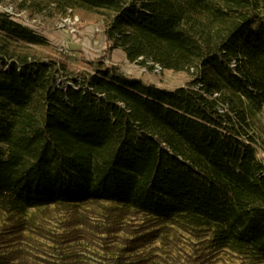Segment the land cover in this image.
Listing matches in <instances>:
<instances>
[{
  "label": "trees",
  "instance_id": "obj_1",
  "mask_svg": "<svg viewBox=\"0 0 264 264\" xmlns=\"http://www.w3.org/2000/svg\"><path fill=\"white\" fill-rule=\"evenodd\" d=\"M34 1L18 7L93 17L107 49L193 78L131 77L0 11V264H93L78 245L90 233L51 231L50 208L67 226L94 209L102 232H130L96 264H171L144 248L178 232L197 240L191 264L220 251L264 263V0Z\"/></svg>",
  "mask_w": 264,
  "mask_h": 264
},
{
  "label": "rangeland",
  "instance_id": "obj_2",
  "mask_svg": "<svg viewBox=\"0 0 264 264\" xmlns=\"http://www.w3.org/2000/svg\"><path fill=\"white\" fill-rule=\"evenodd\" d=\"M40 0H35L32 8H36ZM20 0H6L0 2V11H9L13 18L22 24L29 26L38 33L47 37L53 44L66 50L71 55L83 54L89 59L103 58L108 64L118 65L120 70L127 75L135 78L144 79L147 82L157 84L165 88H176L187 84L193 78V70L174 71L169 69H158L156 64L148 61L147 66L138 62L129 61L123 57V53L112 56V50L107 49L106 35L104 33L101 21H93V17L83 19L79 13L68 10L58 9L52 3L42 4V9H19ZM70 19V20H66ZM257 133L260 142L257 145V155L264 161V108L257 114ZM41 215L43 222L51 231H56L62 235L68 230L71 234L90 233L92 239L80 244L82 249L80 255L90 263L96 262L110 263L115 252L114 247L121 244V239L131 238L130 232H102L99 226L101 221L97 220L99 216L93 212H87L90 216V222L87 225L67 226L71 223L69 214L59 208H50ZM44 216V217H43ZM129 229H143L142 220L139 217L125 219ZM3 223V221H0ZM1 225V224H0ZM4 227V226H3ZM69 227V228H68ZM5 228V227H4ZM145 230V229H144ZM142 230V231H144ZM3 231L0 227V232ZM44 241V240H43ZM43 243V242H42ZM50 243V242H49ZM51 247L53 244H50ZM44 247V246H43ZM56 247V246H55ZM198 247L197 240L191 238L186 233L177 234L155 241L149 242L145 246V253L150 251L158 259L168 260L171 264H191L195 255H199L195 249ZM47 248V247H46ZM44 255V254H38ZM39 257V256H38ZM39 260V259H38ZM40 261V260H39ZM164 262V261H163ZM196 263L201 262L197 259ZM193 264H196V263ZM206 264H247L241 257L228 251H220L211 257ZM264 264V263H262Z\"/></svg>",
  "mask_w": 264,
  "mask_h": 264
},
{
  "label": "crops",
  "instance_id": "obj_3",
  "mask_svg": "<svg viewBox=\"0 0 264 264\" xmlns=\"http://www.w3.org/2000/svg\"><path fill=\"white\" fill-rule=\"evenodd\" d=\"M119 52H122L123 53V57L127 58L126 53L120 48L113 49L111 54H112V56H115V55H119Z\"/></svg>",
  "mask_w": 264,
  "mask_h": 264
},
{
  "label": "built area",
  "instance_id": "obj_4",
  "mask_svg": "<svg viewBox=\"0 0 264 264\" xmlns=\"http://www.w3.org/2000/svg\"><path fill=\"white\" fill-rule=\"evenodd\" d=\"M66 20H70V19H66ZM148 64V63H147ZM147 64H145V65H143V68L144 67H146L147 66ZM156 64V67L158 68V69H163V67L160 65V64H158V63H155Z\"/></svg>",
  "mask_w": 264,
  "mask_h": 264
}]
</instances>
